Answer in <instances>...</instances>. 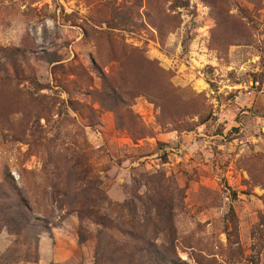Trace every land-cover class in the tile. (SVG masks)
I'll return each instance as SVG.
<instances>
[{"label":"rangeland","instance_id":"rangeland-1","mask_svg":"<svg viewBox=\"0 0 264 264\" xmlns=\"http://www.w3.org/2000/svg\"><path fill=\"white\" fill-rule=\"evenodd\" d=\"M264 264V0H0V264Z\"/></svg>","mask_w":264,"mask_h":264},{"label":"trees","instance_id":"trees-1","mask_svg":"<svg viewBox=\"0 0 264 264\" xmlns=\"http://www.w3.org/2000/svg\"><path fill=\"white\" fill-rule=\"evenodd\" d=\"M174 264H178V263H174Z\"/></svg>","mask_w":264,"mask_h":264}]
</instances>
